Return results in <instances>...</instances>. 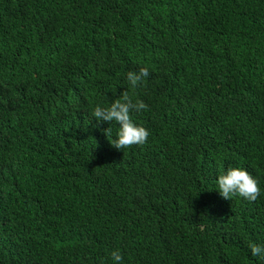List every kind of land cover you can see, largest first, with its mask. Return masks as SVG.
<instances>
[{
  "label": "trees",
  "instance_id": "obj_1",
  "mask_svg": "<svg viewBox=\"0 0 264 264\" xmlns=\"http://www.w3.org/2000/svg\"><path fill=\"white\" fill-rule=\"evenodd\" d=\"M125 91L149 136L118 150L93 112ZM229 168L256 201L221 197ZM253 244L264 0H0V264H264Z\"/></svg>",
  "mask_w": 264,
  "mask_h": 264
},
{
  "label": "clouds",
  "instance_id": "obj_2",
  "mask_svg": "<svg viewBox=\"0 0 264 264\" xmlns=\"http://www.w3.org/2000/svg\"><path fill=\"white\" fill-rule=\"evenodd\" d=\"M149 75L147 68H140L139 72H128L127 79L131 86L135 88L145 77ZM147 110V105L141 101L133 102L128 92L122 93V99L118 98L111 103L110 107H101L97 105L93 116L98 122L106 121L110 124L115 121L119 125L117 138L111 145L122 150L132 145H143L147 142L149 132L142 125L136 124L130 113L132 111ZM111 129H104L108 136ZM219 194L224 199H231L239 195L248 201H256L260 195V188L257 180L244 168H229L226 174H221L217 179ZM253 257L260 256L264 259V246L250 245ZM112 259L116 262L122 261L119 251L112 252Z\"/></svg>",
  "mask_w": 264,
  "mask_h": 264
}]
</instances>
